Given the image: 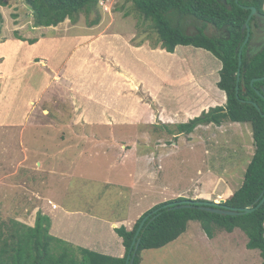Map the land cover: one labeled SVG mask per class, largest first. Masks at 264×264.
<instances>
[{
	"label": "rangeland",
	"instance_id": "1",
	"mask_svg": "<svg viewBox=\"0 0 264 264\" xmlns=\"http://www.w3.org/2000/svg\"><path fill=\"white\" fill-rule=\"evenodd\" d=\"M100 1L97 11L81 14L76 23L39 28L22 0L0 4V42L7 50L0 56V118L14 114L8 116L12 123H0V167L17 171L2 180L0 174V218L33 226L40 213L49 217L51 235L116 251L124 245L111 222L129 229L138 214L164 200L210 201L233 193L254 140L249 123L229 121L169 135L158 124L170 127L199 114L202 106L193 105L203 102L199 94L207 96L197 90L204 75V91L217 101L220 89L210 75L221 62L189 45L174 56L162 51L138 60L131 52L138 44L154 47V36L143 30L149 22L138 23L131 2ZM182 26L192 33L202 22L185 17ZM205 30L214 31L210 25ZM32 38L40 39L37 45L26 41ZM40 59L45 66L36 64ZM169 65L168 84L176 85L174 97L166 99L157 89L153 93L152 71ZM114 115L123 123H106ZM50 168L63 176L49 174ZM218 230L208 236L191 220L174 241L142 251L141 264H261L243 230Z\"/></svg>",
	"mask_w": 264,
	"mask_h": 264
},
{
	"label": "trees",
	"instance_id": "2",
	"mask_svg": "<svg viewBox=\"0 0 264 264\" xmlns=\"http://www.w3.org/2000/svg\"><path fill=\"white\" fill-rule=\"evenodd\" d=\"M32 15L33 26L55 27L69 20L76 23L81 14L85 16L97 11L100 0H22ZM131 2L129 10L138 17V23L149 24L143 29L154 36L153 49L159 47L167 52H174L179 45L204 49L220 62L217 87L225 92L223 105L209 107L197 116L185 122L167 126L166 132L174 138L180 134H190L201 125L217 124L225 121L249 123L254 140V153L244 171L240 186L230 194L225 204L231 207H247L253 204L264 190V99L257 90L264 87V46L260 50L246 54L242 46L245 32L242 31L249 9L254 6L263 12L264 0H124ZM0 4H5L0 0ZM243 5V6H242ZM129 13V12H125ZM185 17L202 22V27L188 33L182 26ZM97 15L90 24L97 23ZM223 30L221 36H211L204 29L208 26ZM19 40L25 39L18 37ZM29 44L37 38L26 40ZM143 42V41H141ZM141 44H138V46ZM241 70L244 86L239 82L236 90V71L241 49ZM244 100V101H242ZM252 102H255L257 109ZM179 197L175 200H181ZM171 200V201H175ZM167 202L155 204L138 219L131 229L121 225L115 228L125 247L122 257H115L96 252L57 238L50 234V220L46 215L37 213L33 226L15 219L5 222L0 218V264H125V260L141 220H147L139 232L138 249L133 264H141V252L160 249L181 235L191 220L199 222L208 236L223 229L232 231L239 227L248 237L247 246L258 249L264 264V202L253 211L238 216H223L200 210L196 207L168 208ZM255 205V204H254Z\"/></svg>",
	"mask_w": 264,
	"mask_h": 264
},
{
	"label": "crops",
	"instance_id": "3",
	"mask_svg": "<svg viewBox=\"0 0 264 264\" xmlns=\"http://www.w3.org/2000/svg\"><path fill=\"white\" fill-rule=\"evenodd\" d=\"M52 38V37H51ZM40 39H38V41H39ZM37 41V42H38ZM37 42H35L34 44H32L33 46L34 45H37ZM20 43V42H19ZM19 45V44H18ZM181 45H179V46H177L176 48H175V50L176 49H178V47H180ZM16 47H18L17 45H16ZM4 49H6V44H5V42H0V50H1V52H0V56H3L4 54H3V52H5V51H7V50H4ZM134 49H136V50H131V52H133V54L137 57V59L139 60V59H141V61H143V57H141V56H144V55H146V54H148V53H150V54H153V55H160L161 54V52L163 51V53H164V55L165 56H174V55H176V52H175V50H174V52H167V51H165V50H163V49H158V48H156V49H147L146 48V46H143V45H140V46H136ZM58 50H59V47H58ZM156 50L157 51H159V52H156ZM153 51H155V52H153ZM157 53V54H156ZM31 55V57H34V55L37 57V53H32V54H29V56ZM162 55V54H161ZM207 55V54H206ZM1 58V57H0ZM41 58V57H40ZM28 59H29V57H28ZM215 59V58H214ZM217 59V58H216ZM36 64H40L41 66H45V64L43 63V61H42V59H40L39 61H36ZM125 71L126 72H128V69H125ZM213 71H215L216 72V74H212L211 73V75H210V77L212 76V78H214V83L213 84H216L217 83V81L219 80V73H218V71H219V69H214ZM162 75H161V74ZM143 74V73H142ZM152 74L154 75L153 76V81H152V83H153V93L155 92V90L157 89L158 90V94L160 95H162L163 97H165L166 99H171L172 97H174V89H175V86L174 85H176V84H168V82H169V79H170V77H173V74H172V68L170 67V65L169 66H163V67H161L160 69H159V71L158 72H156V71H152ZM204 74V73H203ZM176 75H178V74H176ZM181 78V77H180ZM189 79V78H188ZM191 79H192V81L193 82H197L196 80L197 79H195V78H192L191 77ZM191 79H190V81H189V83L190 84H192L191 83ZM63 81V80H62ZM124 81V80H123ZM208 82L209 80H207V76L206 75H204L203 77H201V81H200V84H199V86L197 87L198 89L197 90H199V91H203V92H205V94L207 95L206 97H202V94H199L198 95V97H197V100L199 101V100H203V102L202 103H200V101L199 102H197L196 103V105H193V107H199V106H202V107H200V108H198V113L200 114L201 113V111L202 110H207L209 107H213V106H216V105H223L224 103H225V100H226V96H225V92H223L222 90H220V92L219 93H217V101H215V97L214 96H211V95H208L207 93H206V91H204L205 89L207 90V86H205L204 85V82ZM59 81H57V83H58ZM172 83H176V81L175 80H173L172 81ZM182 85H183V83H182ZM65 87V86H64ZM77 89H79V90H82V87H79V88H77ZM125 89V88H124ZM166 89H168V90H166ZM71 90L73 91V88L71 87ZM166 90V91H165ZM83 91V90H82ZM159 91H161V93H159ZM79 94V93H78ZM77 94V95H78ZM89 92H85V94H84V96L83 97H86L87 96V98H88V100H90V96H89ZM155 94V93H154ZM121 96H123V95H121ZM72 97H76V96H74V95H72ZM95 98V97H94ZM109 99L111 100V97H109ZM87 100V99H86ZM91 100H92V98H91ZM196 100V101H197ZM219 100V101H218ZM2 101L3 100H1V102H0V105H2ZM73 101H74V99H73ZM96 101V100H95ZM104 101H105V99H104ZM7 104V103H6ZM105 105V104H104ZM199 114H196L195 116H197V115H199ZM12 115H14V114H10V115H4L3 117H1L0 118V123L2 124V125H4V124H10V123H12V121H13V119H11V120H9L8 121V116H12ZM122 115V114H121ZM121 115H114V118L112 117V119L111 118H109L108 119V121H106V123H111V121L112 120H114V122L116 121V122H121L122 120L121 119H123V117L122 118H116V116L117 117H121ZM135 116V115H134ZM124 117L126 118L127 116H126V114L124 115ZM194 117V116H193ZM192 118V117H191ZM92 119V118H91ZM2 120L4 121V123L2 122ZM119 120V121H118ZM121 123H123V121L121 122ZM39 124H41L40 122H39ZM211 125V124H210ZM5 126V125H4ZM220 126V125H219ZM207 127V126H206ZM39 166H41L40 165V163H39ZM1 168V167H0ZM41 168V167H40ZM43 169V168H42ZM14 173H17V171L16 170H13V171H11V172H9V173H7L6 172V170L5 169H0V174H1V180L4 178V177H7V176H9V174H14ZM48 173L49 174H51V175H55V174H58L59 176H63V173L62 172H56L55 170H53L52 168H50V170L48 171ZM9 185V184H8ZM9 187L11 188V186L9 185ZM0 189H2V188H0ZM12 189V188H11ZM218 196V195H217ZM217 196H215V197H213V199L212 200H216V198H217ZM164 201H166V200H164ZM60 207V206H59ZM61 209V208H60ZM141 214H138L137 215V217H136V219L140 216ZM116 223L117 222H111L110 223V226H109V229L110 230H113V228L116 226ZM114 231V230H113ZM111 233H113V232H111ZM114 238L116 239V236H114ZM118 239V238H117ZM116 239V240H117ZM85 245V244H84ZM79 246H81V245H79ZM87 248H89V249H92V250H95V251H100V252H102V253H104V254H111V253H113L114 252V254L115 255H117V256H123V254H124V247L122 246V249L121 248H117V250L116 251H113L112 249H110V248H107V247H105V246H103V245H98L96 242H89L88 243V246H87Z\"/></svg>",
	"mask_w": 264,
	"mask_h": 264
},
{
	"label": "water",
	"instance_id": "4",
	"mask_svg": "<svg viewBox=\"0 0 264 264\" xmlns=\"http://www.w3.org/2000/svg\"><path fill=\"white\" fill-rule=\"evenodd\" d=\"M243 8L249 9V14L244 22V24L242 25V30L247 29V35L245 37V40L242 44L245 45L247 42L248 44L252 43V39L250 38L249 40V28L250 25L252 26V31L255 34V30L258 26H260V23L264 20V14L260 13L259 11H257V9L254 6H243ZM253 18V20H251V18ZM251 20V22H250ZM250 22V23H249ZM256 27V28H255ZM260 34H258L259 36ZM241 46V47H242ZM241 50L242 48L239 50V60H238V67H237V71H236V90L238 91L239 88V82L241 80V84L242 86H244L245 82L243 79V76H240V70H241ZM264 79V77H259V78H253L250 81V84L252 85L255 81H259ZM256 92L258 93V95L264 99V87H261L260 90L256 89ZM244 101V100H242ZM252 104L259 109V106L255 103L252 102ZM264 115V114H263ZM264 202V190L260 193V195L258 196V198H256V200L253 202V204H251L250 206L247 207H231L228 205H224L221 202H213V201H202V200H181V201H176V202H170L165 204L163 207H168V208H185V207H197L200 210H204L207 212H212V213H216V214H220V215H230V216H238L241 214H246L249 213L251 211H253L256 207L260 206L262 203ZM255 204V205H254ZM148 215L145 216L139 226L138 229L135 232V235L133 237V241L131 243V246L129 248L127 257H126V261L125 264H133L134 261V256L135 253L138 249V245H139V241L140 238H137L139 232L142 230L145 221L147 220Z\"/></svg>",
	"mask_w": 264,
	"mask_h": 264
},
{
	"label": "flooded vegetation",
	"instance_id": "5",
	"mask_svg": "<svg viewBox=\"0 0 264 264\" xmlns=\"http://www.w3.org/2000/svg\"><path fill=\"white\" fill-rule=\"evenodd\" d=\"M260 13L264 14V10H263V12H260ZM253 18L254 17H252L251 20H253ZM251 20H250V22H251ZM213 30L214 31H211V33H209V35H211V36H219L220 34L223 35V30L222 29H217V28L213 27ZM204 31L207 33V31L205 29H204ZM242 31L245 32V37H246V35H247V29H244ZM249 31H250L249 40L251 38L252 39V43L251 44H248V42H247L245 44V46H246V54L250 56L252 53H255L256 51L260 50L264 46V20L260 23V26H258L256 28L255 34L252 31V26L251 25H250ZM218 32H220V33H218ZM258 34H260V35L258 36ZM244 40H245V38H244Z\"/></svg>",
	"mask_w": 264,
	"mask_h": 264
},
{
	"label": "clouds",
	"instance_id": "6",
	"mask_svg": "<svg viewBox=\"0 0 264 264\" xmlns=\"http://www.w3.org/2000/svg\"><path fill=\"white\" fill-rule=\"evenodd\" d=\"M243 46H244V45H243ZM241 48H242V47H241ZM225 96H226V95H225ZM231 194H232V193H231ZM229 195H230V194H229ZM229 195H228V196H229ZM228 196L223 197L222 195H221V196L218 195L217 198H216V200H210V201H213V202H221L222 204L226 205L224 202H225V200H226V198H227ZM177 198H179V197H177ZM177 198H176V199H177ZM181 198H183V199H181V200H186V199H187V198H184V197H181ZM198 199H199V198H198ZM198 199H189V200H198ZM172 200H175V199H172ZM181 200H175V201L168 200V201H164V202L170 203V202H176V201H181ZM202 201H203V200H202ZM161 203H162V202H161ZM167 203H166V204H167ZM164 205H165V204H164ZM164 205H163V206H164ZM153 206H154V205H153ZM228 206H229V205H228ZM196 208H197V207H196ZM149 209H150V208H149ZM147 210H148V209H147ZM147 210H146V211H147ZM146 211H145V212H146ZM203 211H204V210H203ZM206 212H207V211H206ZM211 213H212V212H211ZM215 214H216V213H215ZM218 215H220V214H218ZM140 216H141V215H140ZM140 216H139V217H140ZM148 216H149V215H148ZM223 216H224V215H223ZM229 216H230V215H229ZM139 217H138V218H139ZM138 218H137V219H138ZM134 223H135V221H134ZM134 223H133V224H134ZM133 224L129 227V229L132 228ZM114 231H115V227H114ZM115 233H116V232H115ZM120 238H121V237H120ZM87 249H89V248H87ZM91 250H92V249H91ZM94 251H95V250H94ZM96 252H98V251H96ZM99 253H100V252H99ZM103 254H104V253H103ZM124 254H125V248H124ZM124 254H123V255H124ZM107 255H110V254H107ZM111 256H112V255H111ZM115 257H122V256H115ZM125 261H126V260H125Z\"/></svg>",
	"mask_w": 264,
	"mask_h": 264
},
{
	"label": "built area",
	"instance_id": "7",
	"mask_svg": "<svg viewBox=\"0 0 264 264\" xmlns=\"http://www.w3.org/2000/svg\"><path fill=\"white\" fill-rule=\"evenodd\" d=\"M103 1V0H102ZM105 2L107 1L108 2V0H104ZM101 2V1H100Z\"/></svg>",
	"mask_w": 264,
	"mask_h": 264
}]
</instances>
